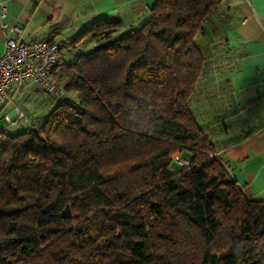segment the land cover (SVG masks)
Masks as SVG:
<instances>
[{
	"label": "trees",
	"instance_id": "1",
	"mask_svg": "<svg viewBox=\"0 0 264 264\" xmlns=\"http://www.w3.org/2000/svg\"><path fill=\"white\" fill-rule=\"evenodd\" d=\"M223 2L156 0L140 26L107 17L72 42L94 45L61 100L0 130V264H264V200L194 106L212 70L197 39Z\"/></svg>",
	"mask_w": 264,
	"mask_h": 264
},
{
	"label": "crops",
	"instance_id": "2",
	"mask_svg": "<svg viewBox=\"0 0 264 264\" xmlns=\"http://www.w3.org/2000/svg\"><path fill=\"white\" fill-rule=\"evenodd\" d=\"M155 1L0 0V51L6 36H16L1 26L5 7V21L22 26V40L64 44L61 64L51 73L52 79L63 82L67 65L94 45L92 40L72 44L88 25L108 17L121 21L119 32H125L148 19ZM198 38L212 70L197 100L202 110L208 107V114L219 119L214 123L209 115L207 119L216 153L248 198L264 200V0H224ZM217 66L218 70L212 68ZM32 83L36 86L30 87ZM42 90L31 80L13 83L10 99L0 114V130H22L42 121L44 111H50ZM19 97H23V108L17 105ZM17 107L26 119L7 126L4 115L14 113Z\"/></svg>",
	"mask_w": 264,
	"mask_h": 264
},
{
	"label": "built area",
	"instance_id": "3",
	"mask_svg": "<svg viewBox=\"0 0 264 264\" xmlns=\"http://www.w3.org/2000/svg\"><path fill=\"white\" fill-rule=\"evenodd\" d=\"M6 8H2V28L15 37L6 36L4 48L0 51V114L2 107L10 99V91L13 83L22 84L33 81L41 85L50 93L63 97L64 91L51 80L52 71L61 64V51L63 43L46 40L24 41L20 37L23 28L17 23L5 21ZM26 119V114L20 108H15L14 115H4L7 126L15 125ZM220 157L218 153L215 154ZM173 158L182 163L178 153ZM188 166L189 162L185 161Z\"/></svg>",
	"mask_w": 264,
	"mask_h": 264
},
{
	"label": "rangeland",
	"instance_id": "4",
	"mask_svg": "<svg viewBox=\"0 0 264 264\" xmlns=\"http://www.w3.org/2000/svg\"><path fill=\"white\" fill-rule=\"evenodd\" d=\"M197 41H198V43L199 44H201V39L200 38H198L197 39ZM205 51V50H204ZM206 53H207V51H206ZM227 59V58H226ZM226 59H223V61H227ZM218 62H221V60H219ZM213 69L214 68H216L217 70H218V68H219V66H217V67H212ZM208 69V68H207ZM206 79V77L204 78V80ZM51 80H52V82L53 83H55L58 87H62L63 86V84H64V82L65 81H63V82H61L60 80H57V79H52L51 78ZM34 86H36L35 84H31L30 85V87H34ZM44 89V88H43ZM42 93H43V97H44V99L47 101V103H48V105H47V107H49L50 108V110L57 104V102H59L60 100H61V97H58V96H56V95H54V94H52V93H50L48 90H42ZM65 96H68V97H71V98H75V95L73 94V93H66L65 94ZM15 99H17V98H15ZM22 99H23V97H19L17 100V102H19V103H17V105L20 107V108H23L22 107ZM49 100V101H48ZM199 105V106H198ZM194 106H197V108L199 109V113L201 112L202 114H203V118L204 119H208V115H209V118H211L210 119V122H212V123H214V121L215 120H219L218 119V117H216V119L215 118H213V114H211V113H209L208 114V107H205V109L206 110H202V105L200 104V103H198V100H197V98L195 99V102H194ZM18 108V107H17ZM213 108V107H212ZM217 108V105L216 104H214V109H216ZM48 111H44V114L45 115H43L42 116V120L48 115ZM10 116H12V115H14V113H12V114H9ZM214 119V120H213ZM206 127L205 128H208L209 127V124H208V122H206V125H205ZM9 131H17V130H9ZM216 143V142H215ZM175 154H177V152L175 153ZM174 154V155H175ZM181 250V247H176L175 248V251H180Z\"/></svg>",
	"mask_w": 264,
	"mask_h": 264
}]
</instances>
